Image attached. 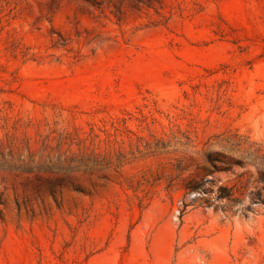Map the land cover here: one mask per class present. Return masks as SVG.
Returning a JSON list of instances; mask_svg holds the SVG:
<instances>
[{
    "label": "rangeland",
    "instance_id": "374dc122",
    "mask_svg": "<svg viewBox=\"0 0 264 264\" xmlns=\"http://www.w3.org/2000/svg\"><path fill=\"white\" fill-rule=\"evenodd\" d=\"M0 264H264V0H0Z\"/></svg>",
    "mask_w": 264,
    "mask_h": 264
},
{
    "label": "trees",
    "instance_id": "16d2710c",
    "mask_svg": "<svg viewBox=\"0 0 264 264\" xmlns=\"http://www.w3.org/2000/svg\"><path fill=\"white\" fill-rule=\"evenodd\" d=\"M220 198H222V196H221V197H219V199H220Z\"/></svg>",
    "mask_w": 264,
    "mask_h": 264
}]
</instances>
